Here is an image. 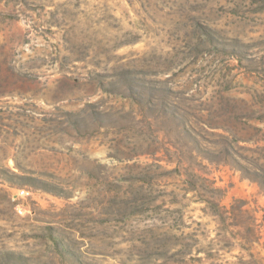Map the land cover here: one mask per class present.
<instances>
[{"label": "rangeland", "instance_id": "1", "mask_svg": "<svg viewBox=\"0 0 264 264\" xmlns=\"http://www.w3.org/2000/svg\"><path fill=\"white\" fill-rule=\"evenodd\" d=\"M0 264H264V0H0Z\"/></svg>", "mask_w": 264, "mask_h": 264}]
</instances>
